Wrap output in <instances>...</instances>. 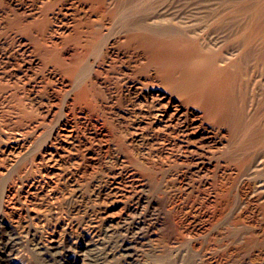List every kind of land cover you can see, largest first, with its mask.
Returning <instances> with one entry per match:
<instances>
[{"label":"rangeland","instance_id":"374dc122","mask_svg":"<svg viewBox=\"0 0 264 264\" xmlns=\"http://www.w3.org/2000/svg\"><path fill=\"white\" fill-rule=\"evenodd\" d=\"M144 24L219 55L220 102L185 88L208 65L151 59ZM73 205L101 227L151 213L157 239L126 264H264V0H0V230H41L52 212L68 224ZM73 251L64 263L85 264Z\"/></svg>","mask_w":264,"mask_h":264},{"label":"bare ground","instance_id":"6f19581e","mask_svg":"<svg viewBox=\"0 0 264 264\" xmlns=\"http://www.w3.org/2000/svg\"><path fill=\"white\" fill-rule=\"evenodd\" d=\"M136 23H137V21H136ZM131 26H132V24H131ZM138 27H139L138 30H136L138 32V34L136 36L139 35L138 37L141 39L142 44L146 46V49L148 51V55L160 67H162V68L166 67V66L168 67V66L174 65V63L177 64L180 62H185L186 65L188 64L190 67H196V68L197 67L200 68L201 66H203L205 64L208 65L207 67L210 70L209 77L207 76L208 78H206V79L204 78L205 81L203 83L197 82V81L193 80L192 78H189V80H187L188 83L185 84V85H187V87H185V88H187V89L192 88L193 90L198 91L199 97L201 96L200 98L202 99L201 101L204 102V105L202 104L203 107L200 105L202 108H204V107L210 108L211 106L214 107L217 102H220L221 97H222L221 94L224 92H223V88H222L221 84L220 83L218 84L216 78L220 76L219 78L222 79L224 77L225 73H224L223 69H221L220 67L217 66V61H218L217 57L219 55L216 56L215 55L216 53L215 54L203 53L202 50L200 49V44H199L200 40L197 41V40H193L192 38H188L189 36L187 33L177 31L174 28L160 27L157 29V28H152V26L150 27L148 25L138 26ZM155 27H157V26H155ZM131 31H133V30L131 29ZM250 40H252V39H250ZM207 44H209V43H207ZM205 46H207V45H205ZM249 48H251V47H249ZM212 50L213 49H211V52H215ZM247 50L244 54H246V56L249 57L253 53H252V51H250L251 49L248 51ZM206 51H209V50H206ZM243 57H244V55H243ZM250 61L251 60H249L248 62H250ZM240 62H242V61H240ZM246 63H247V61H246ZM177 66H179V65H177ZM233 66H234V63H233ZM252 66H253V64H252ZM205 67H204V69H205ZM190 69H192V68H190ZM194 70H195V68H194ZM187 71H186V73H187ZM200 71H202V70H200ZM190 72H191V70H190ZM195 74H197V72ZM195 74H194V76H195ZM204 77H205V75H204ZM183 93H184V91H183ZM189 93H190V91H189ZM154 98H157V97H154ZM197 99H199V98H197ZM160 104H163V103L160 102ZM155 107L157 109V106H155ZM220 109H221V107H220ZM149 110H151V109H149ZM160 110H158V113L156 114V117L159 121H164V119H166V117H168V118L172 117L171 113H170V115H168L166 108H164L162 111H160ZM173 111H174L173 112L174 115L178 116L180 114L179 110L177 108H175ZM151 115H153V114H151ZM219 115H221V114H219ZM208 116H210V113ZM182 120H183V118H182ZM77 193H79V192H77ZM113 195H115V193H106L104 197H106V199H107L109 197H112ZM98 196H100V195L98 194L97 197ZM10 197H12V196H10ZM3 200H5V199H3ZM22 202H24V201H22ZM51 202H53V201L51 200ZM101 203H102V201H101ZM132 203L135 204V205H133L134 206L133 209L135 210L134 212H136L138 207L142 206V205L139 206L140 201L138 199L134 200V202H132ZM78 204H80V203H78ZM87 205H88V203H87ZM146 206H147V204H146ZM81 207H82L81 205H77V206L75 205L73 208L70 209L71 210L70 213L72 215H71V220L68 224L62 223L63 221L61 222L59 220V217L56 216L55 212H52L50 210L52 213H50L47 218H45L41 223H39V224H41L40 225L41 230L34 229L32 227V224L29 222V220L28 221L19 220L18 221L19 224L17 225V227H15L16 229L15 228L14 229L8 228V229L0 230V254H4L6 256H9L11 254H18L20 249H23V250L31 252V254H34L35 256H38V258L40 259L42 264H65L64 263L65 262L64 261V259H65L64 254H65L66 250H70V249L73 250L74 249L73 252L75 254L78 252L79 256L82 257L80 259L82 261H85V264H99V263H104L108 259V257L122 258L123 254H125L123 252H127V251L129 252V249H131V248H132V250H135V251H138L139 249L143 250V247L146 246V243L152 242L154 239H157V238H153L157 231L155 229V223L152 222L150 219V217H151L150 212H149L150 215L148 216L149 219L144 218V213H142V212L134 213L135 214L134 216H136V219L133 218V219H135V221L134 222L132 221L131 225H126L125 223L124 224L121 223L120 225L115 224L114 226H117V227L113 228V225H110V224L109 225L105 224V226L101 227V225L97 221L98 220L97 216L93 217L92 211H90V213H88L87 210H83V209H81ZM84 207H86V206H84ZM28 208H29V206H28ZM31 209H33V208H31ZM91 209H92V207H91ZM140 209H139V211H141ZM120 211H122V210H120ZM31 217H32V215H31ZM100 217H102V216H100ZM126 221H128V220H126ZM35 225H37V222ZM128 234H130V236ZM85 237H87V240H83ZM82 240H83V242H82ZM154 242H156V241H154ZM130 255H132V254L126 253V256H130ZM126 256L122 259H119L118 264H126ZM2 261L0 259V264H4ZM128 263L129 262H127V264Z\"/></svg>","mask_w":264,"mask_h":264}]
</instances>
